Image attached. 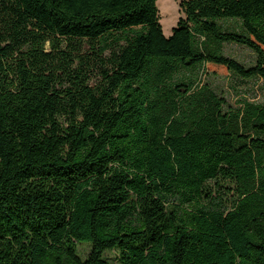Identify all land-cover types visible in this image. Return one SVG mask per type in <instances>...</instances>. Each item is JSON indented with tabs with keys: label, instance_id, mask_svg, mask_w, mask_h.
Wrapping results in <instances>:
<instances>
[{
	"label": "trees",
	"instance_id": "1",
	"mask_svg": "<svg viewBox=\"0 0 264 264\" xmlns=\"http://www.w3.org/2000/svg\"><path fill=\"white\" fill-rule=\"evenodd\" d=\"M156 3L0 0V264H264V0Z\"/></svg>",
	"mask_w": 264,
	"mask_h": 264
},
{
	"label": "rangeland",
	"instance_id": "2",
	"mask_svg": "<svg viewBox=\"0 0 264 264\" xmlns=\"http://www.w3.org/2000/svg\"><path fill=\"white\" fill-rule=\"evenodd\" d=\"M180 1L182 0H157L159 22L162 26L163 35L166 38L171 36L172 29L176 27L177 21L180 18L178 7ZM223 53L226 57L237 61L246 68L254 64L253 53L245 47L226 44L223 46ZM176 79H184V77H177ZM198 79L210 86L218 96L225 99V110L238 111L244 103L264 104L261 85L256 80H242L233 75L205 76L200 73ZM77 250L83 259L87 256L90 246L89 244H78ZM106 257L115 264V255L113 253H106Z\"/></svg>",
	"mask_w": 264,
	"mask_h": 264
}]
</instances>
